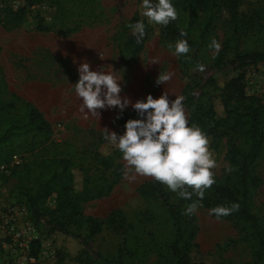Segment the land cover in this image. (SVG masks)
<instances>
[{
    "label": "rangeland",
    "instance_id": "1",
    "mask_svg": "<svg viewBox=\"0 0 264 264\" xmlns=\"http://www.w3.org/2000/svg\"><path fill=\"white\" fill-rule=\"evenodd\" d=\"M16 4L19 7H15ZM23 5L24 0H0L5 21L0 24V101L11 100L14 93L35 105L53 125L52 140L72 147L71 155L75 158L88 157L96 149L104 156H113L115 164H122L123 171L118 179L113 169L104 171L109 183L114 178L115 183L101 197L84 202L82 211L85 216L104 221L112 210L121 209L128 226L123 232L103 223L102 230L83 243L81 238L72 235L48 233L49 226L45 225L37 228V234L30 239L27 249L20 241L10 238L7 247L2 246L0 264H82L76 256L83 250L90 258V264H120V260L126 264H179L172 254V244L176 241L194 260L205 264H263L256 255L258 244L252 231L235 218L222 217L218 221L214 214H210L211 208L202 201L191 216L184 214L188 204L178 206L180 213L175 218L162 198L141 195L138 192L140 184L153 178L137 176L135 180L126 179L122 153H114L117 147L103 139L105 127L118 135L125 132V127L116 123L121 110L118 107L99 109L100 116H93L87 109L81 112L82 100L74 88L79 79L78 67L86 61L90 70L115 74L120 80L122 99L128 97L134 103L146 99L148 94L158 98L167 93L171 102L175 95L183 96L186 83H192L197 105L212 103L218 114L223 115L222 90L232 77L244 72L247 93L264 104V61L244 67L232 62L234 50L226 48L224 43L230 24L228 12L223 11L205 43L201 44L202 39L198 38L200 30L197 27L193 30V41L188 42L189 52L199 50L201 64L205 66V71L201 72L195 70L197 66L187 70L181 68L179 56L174 54L175 43H171L173 48L169 49L170 43L160 38L161 25L149 22L141 15L142 0H64L60 7L36 5L27 9L28 20L19 25L13 21V13ZM239 10L250 26L239 49L264 51V0H240ZM38 12L51 26L49 31L35 29L33 15ZM133 17L145 24L143 46L137 55L128 49L133 48L136 37L129 28L124 31ZM68 28L74 30L70 34L64 33ZM213 38L221 45L218 54L209 47ZM220 54L222 61L218 65ZM160 72L173 75L165 84H157ZM194 106L189 108L183 103L187 120ZM124 110L131 114L136 111L131 104ZM4 120L5 115H1L0 109V124ZM208 139L217 162V167L212 170L214 177L234 183L235 168L227 152L230 144L239 140L233 135L214 143L210 137ZM40 155L41 148H22L18 156L21 160H30ZM86 163L91 166L90 173L95 175L99 185L108 184L89 157ZM12 164L13 156L4 153L0 157V197L7 205L21 206L22 197L12 192L16 188V180L10 176ZM256 172L261 181L254 193L253 212L264 229V154L257 163ZM75 186L82 187L79 171L76 172ZM165 189L170 193V202L177 204L178 194L166 185ZM47 203L54 206L55 196ZM36 239L40 245L34 256L32 242Z\"/></svg>",
    "mask_w": 264,
    "mask_h": 264
},
{
    "label": "trees",
    "instance_id": "2",
    "mask_svg": "<svg viewBox=\"0 0 264 264\" xmlns=\"http://www.w3.org/2000/svg\"><path fill=\"white\" fill-rule=\"evenodd\" d=\"M63 3L64 0H24V5L14 11L13 21L24 25L29 17L27 16L28 8L43 4L60 7ZM171 3L177 10L178 18L167 26L161 25L160 38L165 43H176L178 39H186L191 43L195 27L200 30L198 38L202 39L201 44L205 43L208 33L226 10L230 16V24L224 43L226 48L234 50L235 57L232 62L238 67H244L250 63L264 61V51L247 52L239 49L240 42L250 29L248 22L244 20L243 13L239 10L240 0H171ZM2 14L0 9V24L5 23ZM33 21L38 31H49L51 28L45 23L40 12L33 15ZM137 21H139L137 17L131 18L125 25L124 31L129 28V24ZM73 30L68 28L64 33L70 34ZM181 31L186 32L187 35L181 37ZM142 43V41L139 43L135 41L133 48L128 46L127 48L132 49V53L137 55L142 49ZM198 52L199 50L195 49L187 55H180L178 62L181 68L187 70L201 64ZM221 59L220 54L216 62L218 65ZM194 89L192 83H186L183 88L184 105L189 108L196 105L189 113V126L192 124L199 126L213 143L232 135L239 140L230 144L227 152V157L235 168V182L231 183L214 177L215 183L205 191L202 202L210 208L238 203L239 210L233 211L225 218H235L252 231L258 244L256 255L264 264V229L260 225L258 216L253 212L254 193L261 181L256 172V166L264 154V104L247 93L244 72L232 77L222 90L223 115L218 114L212 103L197 105ZM18 101L21 104H18ZM0 109L1 115H5L4 123L0 124V157L4 153L11 157L20 155L22 148L42 149L40 156L13 163L10 172V176L16 180V188L12 192L22 197L19 202L25 206L27 218L38 229L46 225L49 226L48 233L61 232L72 235L81 238L83 243H87L88 239L99 233L103 223L126 232L128 222L121 209L112 210L104 221L85 216L82 211L84 202L101 197L112 188L113 183L122 174V164H115L111 155L104 156L98 150H93L88 157L94 162L95 170H101V177L108 183L99 185L95 175L90 173L91 166H87L88 157L75 158L71 155L72 147L53 141L52 123L35 105L12 93L11 100L0 101ZM140 118L142 117L137 111L131 114L123 110L122 113L118 112L116 123L125 127L127 120ZM113 152L121 153L118 148ZM109 169H113L116 177L112 183H109V179L104 175V171ZM77 171L82 177L81 188L75 186ZM138 192L143 196L162 198L168 205L170 214L175 218H178L180 213L178 206L190 204L198 199L194 194L191 200L178 196L179 200L177 204H174L170 202L171 196L165 189V185L155 179L141 183ZM53 196H55V205H48V200ZM82 231H85V234ZM39 245V239L33 240L34 256L39 252ZM1 252L2 246H0ZM172 254L179 264H205L203 261L194 260L177 241L172 244ZM76 260L82 264H90V258L84 250L77 254ZM119 263L126 264L121 260Z\"/></svg>",
    "mask_w": 264,
    "mask_h": 264
},
{
    "label": "clouds",
    "instance_id": "3",
    "mask_svg": "<svg viewBox=\"0 0 264 264\" xmlns=\"http://www.w3.org/2000/svg\"><path fill=\"white\" fill-rule=\"evenodd\" d=\"M15 7H19V4ZM142 9L141 15L155 24L167 26L178 18L171 0H142ZM128 27L139 43L145 36L144 22L137 21ZM186 35V32H180L181 37ZM209 47L218 54L221 45L213 38ZM168 48L172 49L173 45L168 44ZM189 51L186 39L176 41L175 55H187ZM195 70L203 72L205 66L198 64ZM78 72L79 79L74 88L82 100L81 112L87 109L93 116H100L99 109L118 107L122 113L131 104L142 117L127 120L122 135L103 128V139L122 153L125 178L135 180L137 176L151 177L186 200H191L194 194L198 199L184 210L185 215H193L205 191L215 183L212 170L217 167V162L206 134L195 124L189 126L183 107L184 97L175 95L176 98L170 102L167 93L158 98L148 94L146 99H138L133 103L128 97L121 98L120 80L114 73L90 70V64L86 61L80 63ZM172 75L170 72H160L156 83L165 84ZM228 170L231 171L230 168ZM238 210V203L218 205L210 209V214H214L219 221Z\"/></svg>",
    "mask_w": 264,
    "mask_h": 264
},
{
    "label": "built area",
    "instance_id": "4",
    "mask_svg": "<svg viewBox=\"0 0 264 264\" xmlns=\"http://www.w3.org/2000/svg\"><path fill=\"white\" fill-rule=\"evenodd\" d=\"M20 162V157L14 155L13 163ZM26 213L24 205H7L0 197V246L7 247L10 238H14L26 249L30 247V239L35 238L37 227L27 218ZM31 260L34 261L33 258Z\"/></svg>",
    "mask_w": 264,
    "mask_h": 264
}]
</instances>
